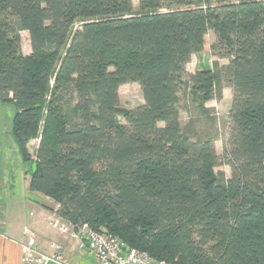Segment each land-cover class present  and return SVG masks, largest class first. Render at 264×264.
<instances>
[{"label": "trees", "instance_id": "1", "mask_svg": "<svg viewBox=\"0 0 264 264\" xmlns=\"http://www.w3.org/2000/svg\"><path fill=\"white\" fill-rule=\"evenodd\" d=\"M139 5L0 0V102L15 107L12 137L35 163L28 188L156 259L264 264V0ZM211 30L229 62L189 73ZM132 82L144 102L123 108L119 89ZM225 83L230 177L216 171L211 133L180 118L182 92L208 116Z\"/></svg>", "mask_w": 264, "mask_h": 264}, {"label": "rangeland", "instance_id": "2", "mask_svg": "<svg viewBox=\"0 0 264 264\" xmlns=\"http://www.w3.org/2000/svg\"><path fill=\"white\" fill-rule=\"evenodd\" d=\"M133 3L134 12H138L140 9L139 0H133ZM172 7L177 8L179 6L174 4ZM77 25L79 26V23H77ZM21 35L22 51L24 54H29V50L31 49L29 34L27 31H23ZM215 40L216 35L212 30L209 31L206 37V46L204 50L193 55L190 62L187 64L189 73H194L201 68H213L215 62H218L220 65H225L229 62L228 58L220 57L213 53L211 46L215 43ZM119 94L120 105L123 108L132 109L144 102L142 89L137 82L122 85L119 89ZM232 98L233 89L225 83L222 97L220 99L215 98L208 101L206 106L209 107L210 114L208 116H203L196 107L197 104L192 101L191 94L189 92H182L181 94L180 118L182 124L184 125L190 119H194L196 120L197 128L211 133L215 139V147L219 155L216 171L224 172L227 177L231 176V167L227 163L225 152L231 131L230 108ZM14 112L15 107L13 104L0 102V210H2V202H4L6 204L5 206L8 208L11 203L26 202L28 196L36 198L35 195L28 190V178H30L32 171L35 169V163L23 161L11 134V120ZM38 145L39 138L31 140L28 145L33 158L36 156ZM48 202L53 205L55 204L51 199H49ZM13 207H9L7 210H10L12 213ZM1 214L0 211V216ZM51 216L47 219V222L57 234H60L50 224ZM30 230L33 231L32 229ZM65 239L68 240V238ZM51 240L65 241L59 238ZM51 240L47 241L46 244Z\"/></svg>", "mask_w": 264, "mask_h": 264}, {"label": "built area", "instance_id": "3", "mask_svg": "<svg viewBox=\"0 0 264 264\" xmlns=\"http://www.w3.org/2000/svg\"><path fill=\"white\" fill-rule=\"evenodd\" d=\"M50 224L69 242L51 240L40 246L36 234L25 228L22 264H85V260L86 264H172L128 246L107 231H96L86 223H72L62 218L57 209Z\"/></svg>", "mask_w": 264, "mask_h": 264}, {"label": "crops", "instance_id": "4", "mask_svg": "<svg viewBox=\"0 0 264 264\" xmlns=\"http://www.w3.org/2000/svg\"><path fill=\"white\" fill-rule=\"evenodd\" d=\"M31 193L36 198L28 196L26 202L9 205V207L14 206L12 213L7 210L9 207L7 208L6 204L2 202V210H0L2 213L0 216V264H21L25 228H30L36 233L40 246L55 238L68 241L64 236L57 234L47 222V219L54 214L59 205L39 192ZM49 199L55 204H50ZM84 263L86 264V260Z\"/></svg>", "mask_w": 264, "mask_h": 264}]
</instances>
